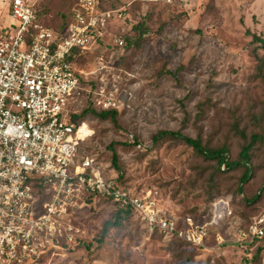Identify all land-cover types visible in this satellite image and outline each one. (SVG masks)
Masks as SVG:
<instances>
[{"label":"rangeland","instance_id":"rangeland-1","mask_svg":"<svg viewBox=\"0 0 264 264\" xmlns=\"http://www.w3.org/2000/svg\"><path fill=\"white\" fill-rule=\"evenodd\" d=\"M10 1L0 0V35L16 23ZM104 1L114 7L107 27L75 66L87 73L78 74L90 86L106 83L120 114L118 126L92 115L80 119L89 132L82 146L96 155L107 178L133 193L152 195L163 215L180 228L184 218L192 216L196 223L206 224L207 235L204 246L194 247L148 231L134 214L99 243L103 223L111 217L110 207L101 204L80 214L90 246L66 249L54 264H254L256 258L264 264V235L254 238L250 232L252 225L264 226V148L256 152L253 179L244 186L247 197L258 193L260 198L246 205L238 196L231 201L239 173L210 184L202 170L210 166L192 148L176 139L152 140L160 130L175 131L193 138L200 135L211 145L230 143L236 153L240 141L233 119L256 129L252 116L264 115V82L254 77L255 45L246 30L264 38V0ZM69 2L38 0L41 22L62 29ZM146 16L151 32L141 48L126 46L125 38L136 34L132 25ZM115 37L123 39L124 46L116 45ZM258 53L263 55L264 49ZM162 68L176 76H159ZM205 99L213 106L196 122L197 104ZM75 109L79 115L80 109ZM262 123L264 127V118ZM111 143L119 154L121 178L112 165ZM212 186L221 194L210 201L208 192H216ZM221 199L230 200L233 213L217 221L212 203ZM241 231L247 237L241 238Z\"/></svg>","mask_w":264,"mask_h":264},{"label":"built area","instance_id":"built-area-1","mask_svg":"<svg viewBox=\"0 0 264 264\" xmlns=\"http://www.w3.org/2000/svg\"><path fill=\"white\" fill-rule=\"evenodd\" d=\"M98 2L78 0L68 23L55 29L38 20V0L10 1L16 23L0 35V264H54L86 236L80 214L101 204L132 208L150 232L204 246L206 224L187 215L180 228L152 195L108 179L82 146L89 132L75 108L90 101L98 109H120L106 83L83 82L78 73H87L72 61L107 27L112 12L101 11ZM114 42L124 45L119 37ZM212 212L224 219L229 201L214 202ZM261 223L251 226L253 236L264 234Z\"/></svg>","mask_w":264,"mask_h":264},{"label":"trees","instance_id":"trees-1","mask_svg":"<svg viewBox=\"0 0 264 264\" xmlns=\"http://www.w3.org/2000/svg\"><path fill=\"white\" fill-rule=\"evenodd\" d=\"M78 0H70L68 7L66 8V11L62 13V16L64 17V26L68 23L70 14L73 10V8L77 5ZM39 5L36 6V13L38 15V20H41V14ZM98 8L101 11H112L114 10V7L112 4L106 3L104 0H99L98 2ZM148 19L147 16L142 19V21L134 23L132 25V30L136 32L133 37L128 36L126 37V46H132L137 47L138 49L141 48L142 44L144 43L146 36L148 33L151 32L150 26L148 25ZM63 26V25H62ZM63 26V27H64ZM55 28V27H54ZM60 29V28H55ZM246 34L249 35L251 39V43L255 45L254 47V54L257 59V65L255 68V78H260L264 82V54L261 55L258 53L259 49H264V38L255 33L252 32L250 29L246 30ZM26 39L29 41L30 36L27 35ZM124 46V45H123ZM82 51L76 50L75 56L72 57V61L76 62L78 59L82 57ZM164 74H170L173 76H176V73L170 71L169 69L162 68L158 71L159 76H163ZM91 85H95V83H91ZM213 106V103L210 99H205L203 101H200L197 104V111L195 115V121L201 122L206 117V112L210 110ZM120 111L115 109H98L95 108L92 104V102H88L86 105H84L81 110L79 117L80 119L86 118L88 115H92L97 117L100 120H110L115 126H118V117H119ZM257 115H253L252 122L255 125L256 129L249 130L247 125H242V121L239 118H234V127L233 131L235 132L236 137L240 141L238 145V150L236 153L232 152L231 144L227 142L220 143L218 145H211L205 140H203L202 136H197L196 138L183 135L180 132L175 131H167V130H160L157 132L152 140L153 143H157L160 140L164 139H176L179 141L184 142L188 147L192 148L195 152V154L202 159L203 162L209 164V168H204L203 173L208 174V180L210 184L217 183V180L220 179L223 175L228 173H239L237 178V184L234 189V196L231 197V201L233 199H236L237 196L239 199H241L246 205H251L252 201H255L260 198V194L255 193L251 197H247L244 192V186L253 179L254 176V170L256 168L254 164V157L256 155V152L260 150V148H264V127H263V118L264 115L260 113H256ZM136 143V141H134ZM108 149L111 151L112 154V165L113 168H115L119 172V177L122 176V166L121 162L119 160V154L117 150L114 147V143H111L108 146ZM104 172V171H103ZM109 179V178H108ZM118 186L121 188L130 191L127 187L119 184L117 180H113ZM264 184V181H263ZM212 189H216V187L212 186ZM221 192H219L218 189H216V192H208V196H210V201L215 200L220 196ZM234 201V200H233ZM230 202V200H229ZM213 204V203H212ZM233 213V210L230 209V214ZM111 217L104 221L102 229L99 233V237H97V241L101 243L106 235L109 234V230L111 228H118L123 225L125 221H127L128 218L133 216L134 214H137L132 208L128 207H122L120 205L112 204V207L110 209ZM229 214V215H230ZM141 217V216H140ZM262 225V224H261ZM264 228V226L262 225ZM148 229V228H147ZM149 231V230H148ZM162 233V232H160ZM167 235V234H166ZM264 235V234H263ZM263 235H257L254 236V238H262ZM95 237V235L90 239L92 240ZM177 237V236H172ZM179 238V237H177ZM180 240L183 241V243H186L188 245H193L194 247H199L193 243H190L188 241H185L181 238ZM87 236H84L78 240V242L72 247L80 248L81 246H85L88 244L87 247L90 246V243H87ZM258 256V255H257ZM256 256V257H257ZM254 264H259L258 258L255 259L253 262Z\"/></svg>","mask_w":264,"mask_h":264}]
</instances>
